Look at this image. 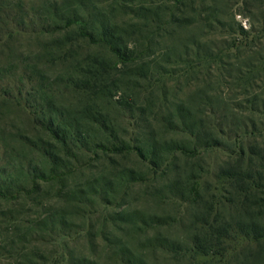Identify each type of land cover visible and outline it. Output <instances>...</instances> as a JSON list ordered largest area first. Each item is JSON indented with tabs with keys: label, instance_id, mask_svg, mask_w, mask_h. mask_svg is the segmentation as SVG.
<instances>
[{
	"label": "rangeland",
	"instance_id": "374dc122",
	"mask_svg": "<svg viewBox=\"0 0 264 264\" xmlns=\"http://www.w3.org/2000/svg\"><path fill=\"white\" fill-rule=\"evenodd\" d=\"M68 1L0 0V264H264V238L192 244L234 227L238 190L264 205V0H86L126 33L133 63L96 33L45 25L43 7ZM39 94L86 131L70 155L36 122L26 98ZM142 142L198 151L154 167L101 148ZM236 166L256 173L242 188Z\"/></svg>",
	"mask_w": 264,
	"mask_h": 264
},
{
	"label": "trees",
	"instance_id": "16d2710c",
	"mask_svg": "<svg viewBox=\"0 0 264 264\" xmlns=\"http://www.w3.org/2000/svg\"><path fill=\"white\" fill-rule=\"evenodd\" d=\"M86 0H73L68 1L66 3H63L62 5H55V4H48L47 6L43 7V17L46 18L45 25L50 24H57V23H65L66 28L71 27V25H77L78 26V35L82 38H91L92 41L94 40L92 37H94L93 33H96L97 35V41L109 45L110 47H114L113 51L115 55L118 57V59L122 63H133L137 60L136 56L134 55V52L129 50L124 44L122 45V39L124 40V37L126 35L122 34V30H119L115 25L111 23V20L108 19V16L103 15L104 13H100V11H97L96 14L89 11L88 3ZM136 0H123V2L131 3ZM145 1V0H142ZM70 40L65 39L58 40L56 42V45L61 49L63 46L66 45ZM69 80V81H68ZM67 81L71 84H74L76 87L77 80L68 79ZM82 83V84H81ZM89 79L84 80L83 82H80L78 87H83L85 85H88ZM40 96H28L26 98V101L28 102L29 108L32 109V111L35 113V115L38 117L39 120H36L37 123L41 124L51 135L52 137L58 142V144L61 146L63 152L65 154L70 155V144L72 142L80 143L81 141H84L86 138H84L86 131L81 128V126L78 127V121L77 120H71L66 114V112L55 106L53 103V100L50 96H43L44 94H39ZM37 97V98H36ZM180 109L176 111L178 119L181 121L185 120V116L181 114ZM92 118L97 123H101L104 128H107V125L105 124V121L100 118L92 116ZM171 123L169 120L168 123ZM193 129V126H191ZM194 135L197 137H200V141L202 138H204V135L200 132H197L195 128ZM208 136V134H206ZM210 138V136H209ZM206 140V139H205ZM214 144L208 145L209 147H214L216 144V141H213ZM142 142V144L135 146V147H129V146H121L118 144H113L111 148H104L101 146L102 150H106L113 153H126V152H135L139 157L147 159L149 163L156 167L158 166L157 159L159 158V155L164 153H182L185 155H195L198 150L196 149H188L185 148L182 145H168V144H153V145H145ZM42 153L45 156H48L49 158H53L55 156L54 153L48 152L44 148H41ZM241 151V150H240ZM262 172L264 175V166H261ZM231 172H229L230 177L239 183L240 188L244 186V181L246 179L251 178V174L254 172L251 168H242L240 166H236L233 168ZM35 172V170H33ZM252 172V173H251ZM254 176H256V173L254 172ZM57 177L56 175L54 176ZM39 178V177H38ZM37 178V179H38ZM42 178V177H41ZM254 187V186H253ZM7 186L1 185L0 186V196L6 198V194L1 192V189H6ZM171 190H175V192L179 191L182 192L183 188L177 187L175 185L171 186ZM249 189L247 190V192ZM246 191L244 190H238V202L237 207L240 211V216L237 221L234 223V227L229 224H226L227 226H218V227H210L211 230H209L204 235H197L193 238V246L195 249L199 250L201 253H207L211 250V240L212 238H224L228 233H239L242 235H245L246 237H251L254 239V237L257 238H264V222H261V218L264 215V205L259 207L256 203L252 204L249 202L251 199L247 198ZM254 205H257L260 209V212L253 209ZM154 220V219H153ZM155 221V220H154ZM152 221V223H155ZM212 233V234H211Z\"/></svg>",
	"mask_w": 264,
	"mask_h": 264
}]
</instances>
